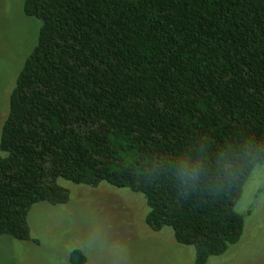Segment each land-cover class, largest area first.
Returning <instances> with one entry per match:
<instances>
[{"label": "trees", "instance_id": "obj_1", "mask_svg": "<svg viewBox=\"0 0 264 264\" xmlns=\"http://www.w3.org/2000/svg\"><path fill=\"white\" fill-rule=\"evenodd\" d=\"M37 44L0 134V237L32 242L62 179L144 197L207 264L239 243L235 206L264 165V0H24ZM79 250L71 264H84Z\"/></svg>", "mask_w": 264, "mask_h": 264}, {"label": "rangeland", "instance_id": "obj_2", "mask_svg": "<svg viewBox=\"0 0 264 264\" xmlns=\"http://www.w3.org/2000/svg\"><path fill=\"white\" fill-rule=\"evenodd\" d=\"M23 4L0 0V134L10 93L41 25L24 16ZM58 184L69 191V202L34 205L28 225L36 243L0 237V264H71L73 250L82 252L84 264L194 263V249L177 244L171 229L154 233L146 227L142 195L106 184L90 188L62 179ZM235 211L244 218L239 243L207 264H264V165L254 167Z\"/></svg>", "mask_w": 264, "mask_h": 264}]
</instances>
